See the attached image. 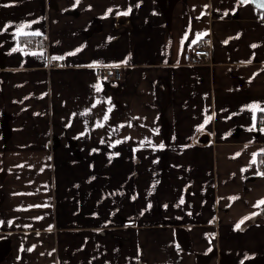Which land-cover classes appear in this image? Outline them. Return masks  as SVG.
<instances>
[{
    "label": "crops",
    "instance_id": "0c3cea01",
    "mask_svg": "<svg viewBox=\"0 0 264 264\" xmlns=\"http://www.w3.org/2000/svg\"><path fill=\"white\" fill-rule=\"evenodd\" d=\"M261 108L249 2L0 0V264H264Z\"/></svg>",
    "mask_w": 264,
    "mask_h": 264
},
{
    "label": "built area",
    "instance_id": "2783aa9c",
    "mask_svg": "<svg viewBox=\"0 0 264 264\" xmlns=\"http://www.w3.org/2000/svg\"><path fill=\"white\" fill-rule=\"evenodd\" d=\"M211 58L210 42L202 40L193 48L189 49L184 57V64L188 66H202ZM102 77L109 83H118L121 81L122 73L118 68H110L102 71ZM261 123L264 125V112L261 115ZM264 173V160L261 167Z\"/></svg>",
    "mask_w": 264,
    "mask_h": 264
},
{
    "label": "trees",
    "instance_id": "16d2710c",
    "mask_svg": "<svg viewBox=\"0 0 264 264\" xmlns=\"http://www.w3.org/2000/svg\"><path fill=\"white\" fill-rule=\"evenodd\" d=\"M25 41H26V43L32 44L34 48H43L44 47L43 42H41V38L38 36L37 37H31V38H26V37L20 38L21 44H24Z\"/></svg>",
    "mask_w": 264,
    "mask_h": 264
},
{
    "label": "snow or ice",
    "instance_id": "6c2138e0",
    "mask_svg": "<svg viewBox=\"0 0 264 264\" xmlns=\"http://www.w3.org/2000/svg\"><path fill=\"white\" fill-rule=\"evenodd\" d=\"M125 14H127V13H125ZM22 35H27V33H21ZM40 33H33V35H39ZM55 59H62V57H55ZM97 90H99V88H97ZM95 106V105H94ZM253 108L255 109V108H260V106L259 105H253ZM261 111H264V108H261L260 109ZM109 111H111V109H109ZM211 117H209V119H210ZM108 119V116L107 115H105L104 116V120H107ZM207 122V121H206ZM98 127H103V124H98L97 125ZM251 130V129H250ZM161 147H163V145H161ZM253 162H255V161H253ZM261 175H264V173H261ZM181 203H183V200H181ZM260 204H264V200H262V201H260L259 202V204L257 205V206H259ZM241 223H243V220L241 221ZM237 228H239L240 227V224H237V226H236Z\"/></svg>",
    "mask_w": 264,
    "mask_h": 264
},
{
    "label": "water",
    "instance_id": "95a60500",
    "mask_svg": "<svg viewBox=\"0 0 264 264\" xmlns=\"http://www.w3.org/2000/svg\"><path fill=\"white\" fill-rule=\"evenodd\" d=\"M241 4L245 2H249L252 4L255 8L259 9L260 11L264 12V0H239ZM251 224V223H250ZM189 249V248H187Z\"/></svg>",
    "mask_w": 264,
    "mask_h": 264
}]
</instances>
